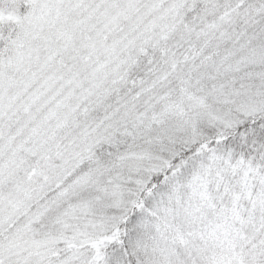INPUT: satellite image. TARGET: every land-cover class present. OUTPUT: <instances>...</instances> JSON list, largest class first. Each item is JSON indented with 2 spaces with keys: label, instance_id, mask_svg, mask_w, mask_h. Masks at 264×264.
<instances>
[{
  "label": "snow or ice",
  "instance_id": "6c2138e0",
  "mask_svg": "<svg viewBox=\"0 0 264 264\" xmlns=\"http://www.w3.org/2000/svg\"><path fill=\"white\" fill-rule=\"evenodd\" d=\"M0 264H264V0H0Z\"/></svg>",
  "mask_w": 264,
  "mask_h": 264
}]
</instances>
